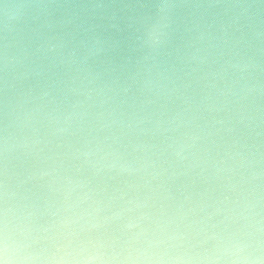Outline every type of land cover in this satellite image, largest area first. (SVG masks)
<instances>
[{
    "label": "clouds",
    "instance_id": "clouds-1",
    "mask_svg": "<svg viewBox=\"0 0 264 264\" xmlns=\"http://www.w3.org/2000/svg\"><path fill=\"white\" fill-rule=\"evenodd\" d=\"M0 264H264V0H0Z\"/></svg>",
    "mask_w": 264,
    "mask_h": 264
}]
</instances>
